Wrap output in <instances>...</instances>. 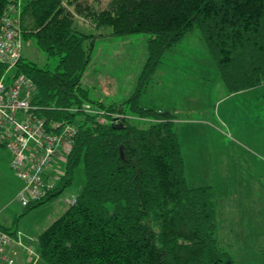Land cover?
I'll use <instances>...</instances> for the list:
<instances>
[{"label":"trees","instance_id":"16d2710c","mask_svg":"<svg viewBox=\"0 0 264 264\" xmlns=\"http://www.w3.org/2000/svg\"><path fill=\"white\" fill-rule=\"evenodd\" d=\"M10 2L0 0V15ZM20 8L21 41H32L47 61L41 66L22 54L14 71L35 85L31 103L42 107L47 120L76 130L56 187L22 207L29 211L57 198L79 165L85 182L33 240L37 260L235 264L215 235L212 188L187 185L173 112L146 108L139 98L163 54L192 31L199 33L228 93L264 84V0H107L103 7L93 0H20ZM79 19L109 27L114 36L148 35L136 87L121 102L91 100L81 86L95 36L81 32ZM83 105L99 112L85 113ZM72 106L77 112L65 110ZM115 113L126 116L119 128L110 125ZM19 233L24 245L32 243Z\"/></svg>","mask_w":264,"mask_h":264},{"label":"rangeland","instance_id":"374dc122","mask_svg":"<svg viewBox=\"0 0 264 264\" xmlns=\"http://www.w3.org/2000/svg\"><path fill=\"white\" fill-rule=\"evenodd\" d=\"M105 1L93 0V4L103 7ZM78 24L82 33L95 36L81 86L91 100L121 102L136 87L146 61L148 35L114 36L109 27L96 28L82 19ZM22 52L25 59L41 66L47 61L32 41L23 44ZM167 53L151 78L152 83L163 81L154 85L156 89H143L139 102L174 112L187 185L213 190L219 245L235 264H264V117L260 103L264 84L246 94L247 103L242 96L229 95L197 31L189 32ZM236 99L247 113L237 112ZM9 159L10 152L0 146V224L8 231H21L32 246L35 237L64 212L67 205L63 203L79 194L85 184L84 171L79 165L72 184L57 198L27 211L15 196L20 182L12 174ZM12 249V255L23 256L20 246Z\"/></svg>","mask_w":264,"mask_h":264},{"label":"built area","instance_id":"2783aa9c","mask_svg":"<svg viewBox=\"0 0 264 264\" xmlns=\"http://www.w3.org/2000/svg\"><path fill=\"white\" fill-rule=\"evenodd\" d=\"M20 0L10 2L0 15V146L10 152L9 166L21 188L16 195L21 206L41 201L56 187L71 152L75 127L65 121L47 120L42 107L31 103L35 92L32 81L14 71L22 57ZM12 71V73H10ZM61 110V108H60ZM67 112H77L72 106ZM85 113H98L83 105ZM126 118L116 113L113 119ZM0 224V264H18L12 246H22L27 264H36L33 247L24 245L20 233L2 230Z\"/></svg>","mask_w":264,"mask_h":264},{"label":"crops","instance_id":"0c3cea01","mask_svg":"<svg viewBox=\"0 0 264 264\" xmlns=\"http://www.w3.org/2000/svg\"><path fill=\"white\" fill-rule=\"evenodd\" d=\"M200 40H201V38H200ZM202 41V40H201ZM180 42V41H179ZM168 52V51H167ZM164 53L163 54V58L165 57V56H167L168 55V53ZM206 53H207V55H208V52H207V49H206ZM171 56V55H170ZM216 74H217V72H216ZM217 77H218V74H217ZM220 78V77H219ZM220 80V79H219ZM163 81V79H160V80H158V81H153V83L151 84V85H148L147 87H146V89H156L155 87H154V85L155 84H157V86L158 85H160L161 84V82ZM220 83H222V81H219ZM258 87H260V85H258L257 86V88H252V89H247V90H244V91H238V92H236V93H233V94H230V93H228L227 92V90H226V87H225V90H226V92L229 94V95H231V96H233V97H236V96H242L243 97V99H242V102L243 103H247V101H248V99H250V98H247L246 97V94L250 91V90H253V89H258ZM145 89V90H146ZM235 95V96H234ZM253 96V95H252ZM251 97V96H250ZM262 97H264V95H262ZM252 99V98H251ZM256 100V102H258L260 99L258 98H255ZM239 104V101L236 99V101H235V109H237V112L239 111L240 112V114L242 113V112H244V114L245 113H247V111H242L241 109H240V107H243L242 105L239 107L237 104ZM260 103H261V107L263 108V117H264V100H260ZM143 106V105H142ZM144 107H146V108H148V107H150V108H152V109H154V110H157V111H159V110H162V111H164V110H167L168 112H172L171 111V109L169 110V109H165V108H161V107H159V108H157V107H153V106H151V104H148V106H144ZM174 113V112H173ZM186 122V121H185ZM188 123V122H187ZM179 142H180V140H179ZM180 145H182V143L180 144ZM183 146V145H182ZM181 146V147H182ZM184 167H185V161H184ZM185 170H186V167H185ZM18 191V190H17ZM17 193V192H16ZM73 199H71L70 201H68L67 203L66 202H64L63 204H65V205H67V207L69 206V204H70V202L72 201ZM54 203V202H53ZM59 202H57V203H54L53 205H56V204H58ZM66 207V208H67ZM257 235H258V237H259V233H257ZM261 239H262V237H260ZM263 240V239H262ZM15 258H16V260H17V262H19L20 264H24V262H23V257H22V255L21 256H19L18 258H17V256H14ZM26 262V261H25ZM36 264H41V262L40 261H37V263Z\"/></svg>","mask_w":264,"mask_h":264},{"label":"water","instance_id":"95a60500","mask_svg":"<svg viewBox=\"0 0 264 264\" xmlns=\"http://www.w3.org/2000/svg\"><path fill=\"white\" fill-rule=\"evenodd\" d=\"M113 128H119L121 127V121L119 118L115 117V119L112 120L110 124Z\"/></svg>","mask_w":264,"mask_h":264}]
</instances>
